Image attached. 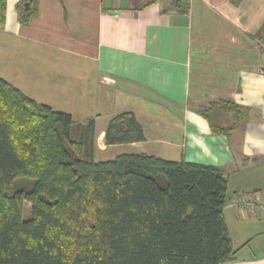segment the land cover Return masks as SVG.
Returning <instances> with one entry per match:
<instances>
[{"label":"crops","instance_id":"obj_1","mask_svg":"<svg viewBox=\"0 0 264 264\" xmlns=\"http://www.w3.org/2000/svg\"><path fill=\"white\" fill-rule=\"evenodd\" d=\"M25 1L6 0L0 77L76 123L94 120L96 162L212 166L227 178V204L264 192V0H189L186 12L163 0H36L23 24ZM222 102L240 113L215 132L199 109ZM126 113L145 140L107 145ZM224 215L234 248L224 264H264V217Z\"/></svg>","mask_w":264,"mask_h":264},{"label":"trees","instance_id":"obj_2","mask_svg":"<svg viewBox=\"0 0 264 264\" xmlns=\"http://www.w3.org/2000/svg\"><path fill=\"white\" fill-rule=\"evenodd\" d=\"M188 11L189 0H163ZM36 0L18 6L21 23ZM29 3V7L26 4ZM6 0H0V24ZM230 104L237 116L240 108ZM199 109L215 132L225 114ZM133 114L107 145L143 142ZM95 121L76 123L0 77V264H224L227 178L217 168L147 155L95 161ZM31 216L24 218L25 205Z\"/></svg>","mask_w":264,"mask_h":264},{"label":"built area","instance_id":"obj_3","mask_svg":"<svg viewBox=\"0 0 264 264\" xmlns=\"http://www.w3.org/2000/svg\"><path fill=\"white\" fill-rule=\"evenodd\" d=\"M264 53V39L260 43ZM240 212L244 216L261 215L264 217V192L257 193L253 197L235 198L226 206Z\"/></svg>","mask_w":264,"mask_h":264},{"label":"rangeland","instance_id":"obj_4","mask_svg":"<svg viewBox=\"0 0 264 264\" xmlns=\"http://www.w3.org/2000/svg\"><path fill=\"white\" fill-rule=\"evenodd\" d=\"M230 104L226 103V102H222V103H218L216 105V107H212L213 111L218 112V113H222V114H226L227 111H229L231 108L229 107ZM31 216V206L29 204L25 205V213H24V218H28Z\"/></svg>","mask_w":264,"mask_h":264},{"label":"water","instance_id":"obj_5","mask_svg":"<svg viewBox=\"0 0 264 264\" xmlns=\"http://www.w3.org/2000/svg\"><path fill=\"white\" fill-rule=\"evenodd\" d=\"M26 6L28 7L29 5H28V4H26Z\"/></svg>","mask_w":264,"mask_h":264}]
</instances>
